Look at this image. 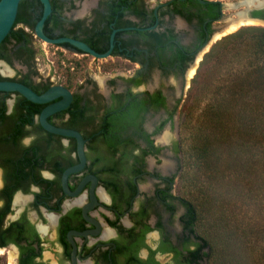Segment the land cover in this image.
I'll return each mask as SVG.
<instances>
[{
  "label": "flooded vegetation",
  "instance_id": "obj_1",
  "mask_svg": "<svg viewBox=\"0 0 264 264\" xmlns=\"http://www.w3.org/2000/svg\"><path fill=\"white\" fill-rule=\"evenodd\" d=\"M225 1L49 0L47 38L109 53L95 66L102 76L76 67L61 82L37 72L35 42H46L34 33L39 20L31 25L43 8L40 1L31 7L16 25L30 43L10 48V63L0 60V81L37 95L61 88L70 99L39 105L0 92L1 254L13 251L15 264H209L179 191L180 127L197 56L237 12L257 8ZM237 7L244 8L228 19ZM250 15L264 20V8ZM49 45L89 56L69 44ZM66 101L46 117L62 134L43 128V110Z\"/></svg>",
  "mask_w": 264,
  "mask_h": 264
},
{
  "label": "trees",
  "instance_id": "obj_2",
  "mask_svg": "<svg viewBox=\"0 0 264 264\" xmlns=\"http://www.w3.org/2000/svg\"><path fill=\"white\" fill-rule=\"evenodd\" d=\"M35 4L39 0L20 2L15 23L0 44V60L10 63V48L30 43L29 35L16 25L27 21ZM35 55L31 51L29 67ZM192 83L191 106L181 132L187 135L185 161L192 171L186 177L194 190L188 200L194 231L208 248L209 264H264V213L261 223L237 226L232 203L238 199L245 207L264 210V28L245 27L215 43ZM206 89L211 94L208 104L194 116ZM235 178L236 185L231 181ZM5 244L0 240V247Z\"/></svg>",
  "mask_w": 264,
  "mask_h": 264
},
{
  "label": "rangeland",
  "instance_id": "obj_3",
  "mask_svg": "<svg viewBox=\"0 0 264 264\" xmlns=\"http://www.w3.org/2000/svg\"><path fill=\"white\" fill-rule=\"evenodd\" d=\"M238 1V3L242 0H226L225 2L226 3H230V4H234ZM237 5V4H235ZM244 7H237L236 9H228L227 12H229V15H228V19L229 18H232V19H235L236 16H235V12L237 11H240V10H243ZM248 24V23H247ZM248 28V27H261V28H264V25L258 23V22H252V23H249L248 25L246 26H242V27H239L237 30H235L234 32H231L227 35H230L232 33H235L236 31H239L240 29L242 28ZM226 28V27H225ZM221 32L223 31H219V33L217 34H221ZM227 35L223 36V37H220L219 40L217 39L216 42H214L216 39H214V37L211 39L210 43H209V48L207 51L210 50V48L215 44L217 43L218 41H220L221 39H223L224 37H226ZM216 36V35H215ZM35 45H36V48L38 50V57H39V62H37V65H36V68L38 69V74L43 77L44 79L48 77V75H50L51 78H54V80L56 82L58 81H63L65 80V75L68 76L69 73L71 72V69L72 68H76V67H81L82 68V71L84 73H89L90 75H93V76H102L101 73H99V71L95 68V66L97 65H100L101 66V63H105L108 61V59L106 60H102V59H99V60H94L92 57H89V56H85V55H76V54H73V53H70V52H67V51H63L61 50L60 48H57L55 46H51L47 43H42L38 40H36L35 42ZM206 53V52H205ZM205 54L202 55L199 54L197 56V60L196 62L202 58L203 59V56ZM199 65H200V62L198 64H195L192 68L194 69L193 70V74L195 72L194 75H192V78L188 79L187 80V85L189 84V88L187 90V92H185V102H184V120H185V114H186V111L188 110L187 108H189L191 106V98H192V90H191V86H192V81L193 79L195 78V75L197 74L198 72V69H199ZM234 68L233 69H237V67L233 66ZM191 70V69H190ZM219 79L222 81L223 80V77H219ZM219 81V82H221ZM218 83V82H217ZM216 83V84H217ZM218 84H221V83H218ZM195 87V85H194ZM211 90V89H210ZM209 90V91H210ZM208 93L207 92V89H206V92L205 94ZM209 97H211V94H206L204 96H202L200 98V100L198 101L197 103V110H196V113L194 114V116H197V114H199V112L205 107L206 104H208V99ZM194 108H195V104H194ZM193 116V117H194ZM181 127H180V135H181V138L183 139V143H184V147H183V152H184V163H185V167H184V172H183V176L182 178L180 179L179 181V191L182 193V195H184L186 197L187 200H191V195L193 194V189L191 187V184L189 182H187V179L190 178V177H186V173L189 172V174L191 173L192 174V171L190 169V171L188 170L187 168V160L185 161V148L187 147V143L188 141H185V138L187 139V135L186 133L184 134L183 132H181ZM186 145V146H185ZM190 174V175H191ZM231 181H234L235 182V185L239 183V179L238 178H235ZM225 183V182H224ZM245 200H248V199H245ZM232 203H235V210H234V218H233V221L235 222V224L238 226V225H242L244 226V223H248L250 225H252L253 223H256V222H260L261 223V218L263 217V213H264V210H262L261 207H256V206H253V205H250V206H247L245 207L244 205H241L239 200L236 199L235 201L233 200ZM203 224H207L209 221H208V218H204V220L202 221ZM13 251H10L8 250L7 253H3L1 254L0 253V264H15V260L14 262L11 261V259L9 258V253H12Z\"/></svg>",
  "mask_w": 264,
  "mask_h": 264
},
{
  "label": "water",
  "instance_id": "obj_4",
  "mask_svg": "<svg viewBox=\"0 0 264 264\" xmlns=\"http://www.w3.org/2000/svg\"><path fill=\"white\" fill-rule=\"evenodd\" d=\"M23 0H0V44L4 41V39L8 36V34L10 33L16 17H17V12H18V7L20 2H22ZM41 5H42V15L41 18L39 19V21L37 22L35 29H34V33L35 36L40 39L43 42H46L48 44H54V45H60V44H69L71 46H73L74 48L78 49L79 51H81L83 54H87L93 58L96 59H106L109 56V53L106 54H98L95 51H93L92 49H90L87 45L81 43V42H77L75 40H71V39H67V38H60V39H50L47 38L44 34H43V25L46 21V19L48 18V16L51 13V6H50V2L49 0H39ZM264 8V3L262 6L254 8V9H246L245 13V18L252 20V21H256L262 25H264V20L262 19H256L251 17L250 13L253 10H262ZM208 50V48H207ZM205 50L203 54H205V52L207 53L208 51ZM202 60V58H200L197 61V64ZM2 62V61H0ZM3 63V62H2ZM196 72V71H195ZM0 92H12V93H18L21 96H23L27 101L34 103V104H45L55 98H57L58 96L64 95L65 98L67 99V101L70 99V95L67 91H61V88H52L49 91H47L46 93L42 94V95H37L36 93H34L32 90H30L29 88H27L26 86H23L21 84L15 83V82H8V81H0ZM67 101L63 102V103H58L55 105H51L47 108H45L41 114L40 117V122H41V126L43 128H45L46 130L52 132V133H56V134H62V132L57 131L56 129L52 128L51 126H49L46 122V117H48L50 114L60 111L63 108H65V106L67 105ZM71 134L72 136H75V134L72 133H68V135ZM75 169H70L68 170L65 175L63 177H66L69 173L74 172Z\"/></svg>",
  "mask_w": 264,
  "mask_h": 264
},
{
  "label": "bare ground",
  "instance_id": "obj_5",
  "mask_svg": "<svg viewBox=\"0 0 264 264\" xmlns=\"http://www.w3.org/2000/svg\"><path fill=\"white\" fill-rule=\"evenodd\" d=\"M264 3V0H262L261 2H256L254 0H244L241 2L242 5L246 6L247 8H249L250 6L254 5V4H257L256 7H260L262 6ZM246 11V10H245ZM245 11L243 12H237L236 16L237 18L235 20H232L228 26L225 28V30L221 33V34H217L214 39H219L220 37H223L231 32H234L235 30H237L239 27H242V26H246L248 25L249 23H252L251 21L245 19L244 15H245ZM244 14V15H243ZM256 22V21H254ZM248 23V24H247ZM197 64V63H195ZM193 68H191V70L189 71V74H188V78H191L193 74ZM195 73V72H194Z\"/></svg>",
  "mask_w": 264,
  "mask_h": 264
}]
</instances>
